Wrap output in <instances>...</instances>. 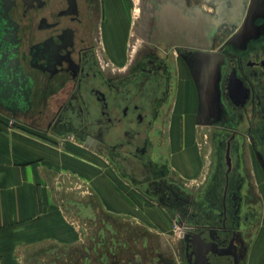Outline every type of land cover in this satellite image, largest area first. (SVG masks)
<instances>
[{
  "label": "flooded vegetation",
  "instance_id": "flooded-vegetation-1",
  "mask_svg": "<svg viewBox=\"0 0 264 264\" xmlns=\"http://www.w3.org/2000/svg\"><path fill=\"white\" fill-rule=\"evenodd\" d=\"M0 113L81 143L129 186L125 214L72 189L78 236L35 264H248L264 222V0H0ZM187 127L207 147L193 175Z\"/></svg>",
  "mask_w": 264,
  "mask_h": 264
},
{
  "label": "crops",
  "instance_id": "crops-1",
  "mask_svg": "<svg viewBox=\"0 0 264 264\" xmlns=\"http://www.w3.org/2000/svg\"><path fill=\"white\" fill-rule=\"evenodd\" d=\"M107 23L111 25L108 52L119 63L123 57L120 29L124 31L127 23L120 14ZM49 137L27 125L0 120V264H35L37 250L71 238L62 227L53 179L66 167L79 172L86 148L74 140ZM178 144L181 148L189 143ZM197 170L192 162V175ZM39 257L36 261L43 262L45 258ZM248 264H264V222Z\"/></svg>",
  "mask_w": 264,
  "mask_h": 264
},
{
  "label": "rangeland",
  "instance_id": "rangeland-1",
  "mask_svg": "<svg viewBox=\"0 0 264 264\" xmlns=\"http://www.w3.org/2000/svg\"><path fill=\"white\" fill-rule=\"evenodd\" d=\"M136 9L139 11L138 5L136 6ZM125 19L131 23L132 20H134L133 13L126 16ZM128 36H131V32H129ZM189 91L192 92V89L190 88ZM1 119L6 120V122H13L10 117L4 116L0 113V120ZM182 131L185 135L184 138H188L187 143H192V148H190L188 144L184 145L183 148L181 147L180 157L187 158L188 161L186 159L183 160L188 163L191 169L192 167L190 164L194 161V157L201 159L206 153L207 147L198 142L200 139H198L199 134L197 130L192 128L188 129L187 127V130L183 129ZM84 153L82 162L84 166L79 172H74L71 169L67 171L66 169L68 168L66 167L58 177L53 179L54 186H58V190H53V197L60 205V212L63 216L62 224L64 225L62 227L66 228L65 230L68 229L67 232L70 233L69 235L71 238L78 236L76 220H73L74 218L66 213L65 209L62 207V202L63 198H67V194L72 189H77V192H75L76 190L74 191L75 196L88 195L89 191L93 192V195H90L92 200L96 202L101 201L104 204V207H106L105 210L121 211L123 214H125L126 210L131 213L134 211H131L126 205V195L128 194L129 186L125 180L115 172L111 164L105 159H98V157L86 149L84 150ZM132 194L135 201L140 204L144 202V199H142L138 193L134 191ZM71 220L73 223H71Z\"/></svg>",
  "mask_w": 264,
  "mask_h": 264
},
{
  "label": "water",
  "instance_id": "water-1",
  "mask_svg": "<svg viewBox=\"0 0 264 264\" xmlns=\"http://www.w3.org/2000/svg\"><path fill=\"white\" fill-rule=\"evenodd\" d=\"M5 73L8 74L9 72H6V71H5ZM1 76H2V75H1ZM10 83L15 84L12 80L10 81ZM2 98H4V97H2ZM8 98H10V95H9V94H7L6 97H5L4 99H8ZM8 100H10V99H8Z\"/></svg>",
  "mask_w": 264,
  "mask_h": 264
},
{
  "label": "bare ground",
  "instance_id": "bare-ground-1",
  "mask_svg": "<svg viewBox=\"0 0 264 264\" xmlns=\"http://www.w3.org/2000/svg\"><path fill=\"white\" fill-rule=\"evenodd\" d=\"M181 75H182V74H181ZM182 76H183V75H182ZM182 82H183V81H182ZM181 84L183 85V83H181ZM179 85H180V84H179ZM182 85H181V86H182ZM181 86H180V87H181ZM179 93H180V92H179ZM177 98H178V97H177ZM182 98H183V97H182ZM181 103H182V101H181ZM182 104H183V103H182ZM176 105H177V104H176ZM180 108H181V107H180ZM180 111H181V110H180ZM176 112H177V111H176ZM181 158H182V157H181ZM183 159H186V160H187V158H185V157L182 158V160H183ZM183 161H184V160H183ZM187 161H188V160H187ZM184 162H185V161H184ZM185 163L187 164V162H185Z\"/></svg>",
  "mask_w": 264,
  "mask_h": 264
}]
</instances>
